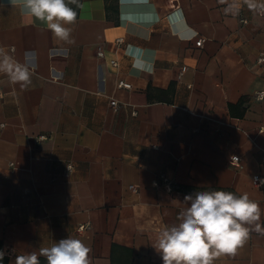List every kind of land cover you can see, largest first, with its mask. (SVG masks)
I'll return each mask as SVG.
<instances>
[{
	"label": "crops",
	"instance_id": "obj_1",
	"mask_svg": "<svg viewBox=\"0 0 264 264\" xmlns=\"http://www.w3.org/2000/svg\"><path fill=\"white\" fill-rule=\"evenodd\" d=\"M79 3L67 44L0 0V46L34 69L26 88L0 72V264L67 237L91 264H162L158 233L201 190L247 192L264 226V15H226L222 0ZM214 264H264V234Z\"/></svg>",
	"mask_w": 264,
	"mask_h": 264
},
{
	"label": "clouds",
	"instance_id": "obj_2",
	"mask_svg": "<svg viewBox=\"0 0 264 264\" xmlns=\"http://www.w3.org/2000/svg\"><path fill=\"white\" fill-rule=\"evenodd\" d=\"M11 3L23 14L46 25L59 41L74 43L70 25L76 23L78 14L70 5L83 7L79 0H11ZM222 3H227L223 10L226 15H238L243 6L264 15V0H222ZM27 60L28 53L25 62H21L0 46V72L24 88L31 84L34 70ZM182 204L179 222L165 226L152 245L162 264H214L221 256L236 255L253 232L264 234L262 210L247 192L236 195L231 191L201 190L185 195ZM91 251L82 240L67 237L40 248L39 252L16 256L15 264H40L41 256L47 264H91ZM6 254L0 250V261Z\"/></svg>",
	"mask_w": 264,
	"mask_h": 264
},
{
	"label": "built area",
	"instance_id": "obj_3",
	"mask_svg": "<svg viewBox=\"0 0 264 264\" xmlns=\"http://www.w3.org/2000/svg\"><path fill=\"white\" fill-rule=\"evenodd\" d=\"M241 22L243 24H246L247 21L246 20H241ZM118 44H121L123 42L122 39H118L116 41ZM203 43H204V40L203 39H199L196 43V46L197 47H202L203 46ZM12 50V49H11ZM97 57L99 59H105V52H104V49H102L101 47L98 48V51H97ZM110 65L113 67V68H117L118 67V62L116 60H111L110 62ZM258 64H264V55H262L259 59H258ZM117 88L119 89H132V85L129 84V83H126L125 81L123 80H119L117 82ZM254 98L258 101H261L264 99V90L263 91H259L257 92L255 95H254ZM117 105V102L116 101H111V106H116ZM1 128V127H0ZM232 163L234 165H238L239 162H240V158L238 156H233L232 159H231ZM72 165H68V170L71 171L72 170ZM160 183L163 184V185H170L171 184V181L165 177L164 175H162L160 177ZM159 182H156L155 185H159L160 184ZM253 184L258 187V188H264V176H257V177H254L253 179ZM131 191L132 192H136L137 189L135 187H131ZM85 229V227H80V230H83Z\"/></svg>",
	"mask_w": 264,
	"mask_h": 264
},
{
	"label": "trees",
	"instance_id": "obj_4",
	"mask_svg": "<svg viewBox=\"0 0 264 264\" xmlns=\"http://www.w3.org/2000/svg\"><path fill=\"white\" fill-rule=\"evenodd\" d=\"M242 103V102H241ZM241 103H240V105H241Z\"/></svg>",
	"mask_w": 264,
	"mask_h": 264
}]
</instances>
